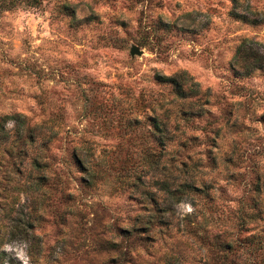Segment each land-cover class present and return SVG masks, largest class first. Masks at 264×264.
Wrapping results in <instances>:
<instances>
[{
    "label": "rangeland",
    "instance_id": "1",
    "mask_svg": "<svg viewBox=\"0 0 264 264\" xmlns=\"http://www.w3.org/2000/svg\"><path fill=\"white\" fill-rule=\"evenodd\" d=\"M3 116L35 141L0 153V264H264V0H0ZM175 178L204 191L152 213Z\"/></svg>",
    "mask_w": 264,
    "mask_h": 264
},
{
    "label": "trees",
    "instance_id": "2",
    "mask_svg": "<svg viewBox=\"0 0 264 264\" xmlns=\"http://www.w3.org/2000/svg\"><path fill=\"white\" fill-rule=\"evenodd\" d=\"M251 55L256 56L253 52H251ZM250 56V52L246 53V57ZM261 67V66H260ZM249 75V73H248ZM155 79L159 83H165L171 86L173 94L176 96V98L180 100H184L186 97H191L194 98L195 102H200L202 96L204 95L199 87L198 84L195 82H192L190 77L187 76L185 73L184 74H179L176 76H161V75H156ZM189 83V85L187 84ZM17 119V116H3L0 117V145L2 143H5L8 141L7 137V129L5 128L6 122L9 120H15ZM150 126V134L151 136H154L157 140L158 144L163 145L164 141L163 138L161 137L162 135V130L165 127L164 121H161L157 116H153L150 119L149 122ZM19 127H21L20 122L17 125V128L15 131H13V136L15 137V140H13V144L11 146L4 148L3 151H0V153H3L9 158H12L11 154L14 153L15 156L24 152V156H26V152L24 151L25 146H31L33 142L35 141V137L33 136V130L32 129H27L23 134L20 132ZM23 131V130H22ZM18 144V146H17ZM43 145V144H41ZM42 147V146H41ZM32 154L28 157L29 160V165L31 169H34L35 176L34 180L36 182H40V184H43L46 182L48 176L47 173L50 171L48 162L44 160V156L42 154L41 150H36L31 152ZM90 151L84 150V149H74L72 152V159L74 161V164L76 165L77 169L82 173V180L83 183L85 184L84 187L88 189V187H91L94 185L95 181L99 177L98 172H96L92 167V164L88 161L90 158ZM2 157V154H0V158ZM48 171V172H47ZM31 175V172H30ZM39 184V185H40ZM160 190L163 192L164 196L162 198V208L160 205L157 204V201H153L155 204L153 212L152 213H159L162 212H170L173 211V208L176 204L182 203L184 199H186L187 196L191 193V191H195L197 193H203V189L200 188H195L193 187L192 184L185 182L184 184H179L177 182L176 178L175 180L167 181V180H162L160 183ZM264 186V183H263ZM205 194V192H204ZM159 218H155L154 222L155 223H160ZM151 221V217L148 218L147 223L144 222L143 227L142 226H136L131 228V230H122V232L128 234L130 232H134L137 230H143L145 228H148L154 224ZM130 235V234H129ZM110 247L113 245L111 242H109Z\"/></svg>",
    "mask_w": 264,
    "mask_h": 264
},
{
    "label": "water",
    "instance_id": "3",
    "mask_svg": "<svg viewBox=\"0 0 264 264\" xmlns=\"http://www.w3.org/2000/svg\"><path fill=\"white\" fill-rule=\"evenodd\" d=\"M131 53H132V54H139V51L137 50V48L133 47V48L131 49Z\"/></svg>",
    "mask_w": 264,
    "mask_h": 264
},
{
    "label": "clouds",
    "instance_id": "4",
    "mask_svg": "<svg viewBox=\"0 0 264 264\" xmlns=\"http://www.w3.org/2000/svg\"><path fill=\"white\" fill-rule=\"evenodd\" d=\"M188 211H191V209L189 208Z\"/></svg>",
    "mask_w": 264,
    "mask_h": 264
}]
</instances>
